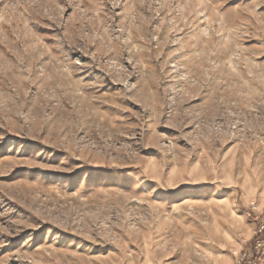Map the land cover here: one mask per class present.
<instances>
[{
	"label": "rangeland",
	"instance_id": "rangeland-1",
	"mask_svg": "<svg viewBox=\"0 0 264 264\" xmlns=\"http://www.w3.org/2000/svg\"><path fill=\"white\" fill-rule=\"evenodd\" d=\"M258 222L264 0H0V264H264Z\"/></svg>",
	"mask_w": 264,
	"mask_h": 264
},
{
	"label": "built area",
	"instance_id": "built-area-1",
	"mask_svg": "<svg viewBox=\"0 0 264 264\" xmlns=\"http://www.w3.org/2000/svg\"><path fill=\"white\" fill-rule=\"evenodd\" d=\"M252 211H254L256 206L254 203L251 204ZM248 216H251V213H248ZM251 246L253 251L255 252V255L258 256L260 252L264 248V223L258 222L254 228L253 236H252V242ZM235 261L234 264H249L250 256L245 249H241L239 252L235 253Z\"/></svg>",
	"mask_w": 264,
	"mask_h": 264
}]
</instances>
